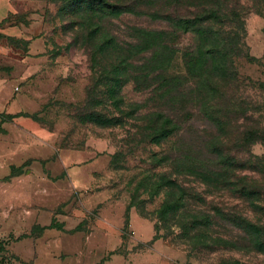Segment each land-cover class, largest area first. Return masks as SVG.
I'll use <instances>...</instances> for the list:
<instances>
[{"label": "rangeland", "instance_id": "obj_1", "mask_svg": "<svg viewBox=\"0 0 264 264\" xmlns=\"http://www.w3.org/2000/svg\"><path fill=\"white\" fill-rule=\"evenodd\" d=\"M168 2L41 0L39 79L16 77L15 59L1 64L14 67L0 71L13 81L0 112L38 119L4 125L0 177L32 162L0 183V210H55L67 230L81 225L22 245L33 253L24 262L11 241L7 264H264V0H179L173 11ZM133 29L158 33L173 102L132 80L150 53L120 63ZM159 113L175 126L167 136L152 124ZM194 158L221 177L201 176ZM42 161L60 165L63 184L39 172ZM126 205L156 241L136 225L122 231Z\"/></svg>", "mask_w": 264, "mask_h": 264}, {"label": "crops", "instance_id": "obj_2", "mask_svg": "<svg viewBox=\"0 0 264 264\" xmlns=\"http://www.w3.org/2000/svg\"><path fill=\"white\" fill-rule=\"evenodd\" d=\"M40 1L0 0V71L6 70L10 72L11 69L13 70L14 66L12 64L8 67L1 64H5L3 62L10 63L12 59H15L20 63L18 66L19 72L24 71V73L16 75L21 81L36 78L40 71L37 69L40 68L42 70V65L44 64L41 56L45 55L46 46L42 38V24L37 15ZM43 58L46 59L47 56H43ZM22 66L24 67L23 70H21ZM27 73H29L28 76ZM0 79V103H3L11 98L13 81L10 79V76ZM20 80L17 79V81ZM36 114L33 112H14L9 110L0 112V135L6 134V130L4 129L6 123H11L19 118L35 121L38 119ZM31 162L28 160L22 164H9L6 174L0 177V183L9 182L13 178L22 175L24 169L29 167ZM59 166L57 163L42 161L39 172L46 179H50V181L53 179L63 184L62 175L65 172H63L64 170L59 171ZM13 169L18 170L15 175H12ZM67 174L68 172L66 171ZM46 188L47 191H49L48 189L53 190V187L47 186ZM137 214L136 210L126 205L123 210L122 231H129L133 225H136L139 227L136 228L141 233L140 237L149 235L152 237V242L156 241V235L153 234L154 232L150 225L142 221L137 222ZM57 215L58 213H55V210H46V212H40L39 210H0V238L6 237L9 243L12 241L10 244L15 253L14 257L18 258L20 262L23 259L28 260L27 258H31L30 252L33 254L32 248L30 249L31 251L28 249V253L25 252L24 255H21L20 252H17V249L22 247V245L32 246L34 240L51 230L69 234L81 231L80 224L67 230L64 221L59 220ZM52 224L59 227H51ZM37 227L44 230L32 235V230ZM9 243L7 246L10 245Z\"/></svg>", "mask_w": 264, "mask_h": 264}, {"label": "trees", "instance_id": "obj_3", "mask_svg": "<svg viewBox=\"0 0 264 264\" xmlns=\"http://www.w3.org/2000/svg\"><path fill=\"white\" fill-rule=\"evenodd\" d=\"M178 1L179 0H169L168 5L170 7V10L173 11L174 9L177 8L178 6ZM123 7H120L118 5H114L112 7H110L111 10H114V13L116 15H120L122 13V9ZM132 10H134V8L131 7ZM158 15V13H156ZM161 17V16H159ZM200 21V18H196L193 19L191 22L190 21H179L177 22V26L179 25H188L190 23H193L194 25L196 23H198ZM203 21V20H202ZM201 22V21H200ZM188 28V26H185ZM177 28H174V31ZM182 30H184V28H182ZM139 32V35L137 36L136 31L133 29V35L135 37V39L137 40L136 44H129L127 49L124 50L122 49V47H119L121 49V51H124L125 54L123 55V60L120 61V63H127V61H129L130 65L133 64V61H136V57L139 56L141 53H150V57L148 59L145 60V67L148 68L147 73L145 74V76L143 75L141 78L139 76H133L132 80L136 83L139 84L141 83L143 85V88H149L151 86L152 83L157 84V87L154 89V91H161L162 97L163 98H170L172 99L173 97L170 95L171 91H172V87H173V83L174 80L173 78H165L166 76L165 71L167 65H168V55H164V51H161V47H160V39L158 36L157 32H152V31H147L145 29H141ZM105 43V42H104ZM91 60H95L94 58ZM93 62V61H92ZM98 62L95 60L94 64H97ZM119 63V64H120ZM119 68H121V65H119ZM127 81V80H126ZM171 102H173V99L171 100ZM168 104V103H167ZM172 104V103H171ZM155 119L154 122L152 123L154 126V129L156 131V133H160L163 135L170 134V132L167 130L169 126H173L172 129L175 128V126L173 125L172 121L169 118H164L163 122L160 124L159 120H161V118L165 117L164 114L159 113V114H154ZM192 159L187 158V161H191ZM194 161V165L195 167H198V171L203 172L204 174H200L201 176H207V177H216V178H220L222 175V170H214L212 168H207L205 167L203 164H206V162L200 158L193 159ZM220 162V166H224L227 163V161H222L219 160ZM18 170L17 169H13L12 170V175H15L16 172ZM130 207V206H129ZM131 208V207H130ZM168 210H174V208L171 206L167 207ZM176 209V208H175ZM51 227H55L58 228L59 226H56L55 224H52ZM44 229L43 228H34L32 230V235L36 234V233H40L42 232ZM9 241L7 240H1L0 241V264H7V261L5 260V258H3L2 253L6 252V246L8 245ZM2 255V256H1ZM14 257V256H13ZM16 260L19 261L18 258H15Z\"/></svg>", "mask_w": 264, "mask_h": 264}]
</instances>
